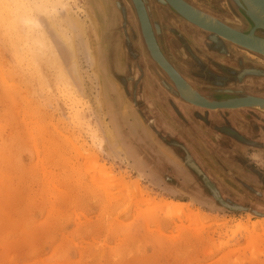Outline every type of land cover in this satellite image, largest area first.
Returning a JSON list of instances; mask_svg holds the SVG:
<instances>
[{"label": "rangeland", "instance_id": "rangeland-1", "mask_svg": "<svg viewBox=\"0 0 264 264\" xmlns=\"http://www.w3.org/2000/svg\"><path fill=\"white\" fill-rule=\"evenodd\" d=\"M187 1L242 31L253 27L234 0ZM77 3L70 14L83 19L76 5L89 9L96 35L74 34L82 77L74 96L50 65L29 67L0 28V264H264V231L246 235L264 220L262 117L185 103L153 58L133 0ZM145 3L159 48L195 91L214 100L264 97L256 54L192 24L189 31L164 0ZM101 6L118 10L110 27ZM252 67L258 73H247ZM163 200L189 210L168 220L172 206Z\"/></svg>", "mask_w": 264, "mask_h": 264}, {"label": "bare ground", "instance_id": "bare-ground-1", "mask_svg": "<svg viewBox=\"0 0 264 264\" xmlns=\"http://www.w3.org/2000/svg\"><path fill=\"white\" fill-rule=\"evenodd\" d=\"M75 4H78L77 1L78 0H0V28L3 30V28H6L5 30V34L9 35L11 34L13 36V44L16 46V52L17 54H22L20 56L23 57V59H27L28 61V66L31 67L32 65L35 67H40L42 65V62L46 63L48 66L50 65L52 68L55 69L54 72L57 71V73H55L57 76L61 77L62 79H64L66 86L68 87L70 93L74 96V88L73 87H78L80 85V87L82 86L81 84V74L79 73L78 66H77V62H76V48H75V37L74 34L76 31H79L81 34H85V32H87L86 37L89 36V33L91 32V34H95V26L92 22V20H95L94 18L91 17V13L89 11V9L87 10L84 6L80 7L78 5L77 8L81 9V11L84 14V18L81 19V17L76 14H70L72 12V6L71 3L72 2ZM90 1V0H89ZM97 5H99L100 0H93ZM130 1V0H129ZM87 2V1H86ZM114 2V1H113ZM143 2H145V0H143ZM156 2V1H155ZM158 2V1H157ZM161 2V1H160ZM165 2V1H164ZM197 2V1H196ZM209 2V1H208ZM242 2L245 4V6L248 8V10H250V12L257 16L258 19L261 22V24H264V9L261 8V6L255 2V0H242ZM115 3V2H114ZM148 3V2H147ZM152 3V2H151ZM198 3V2H197ZM195 2H188V6H190L191 8V12L192 14L198 16L200 19H203V21L206 24L212 25L213 27H215L216 29H218L219 31L222 32V34H225L227 36H229L230 38L234 39V42L236 45H238L239 47H242L243 49H246L247 51L253 53L252 55L256 54V51L258 54H256L258 56V58L262 59L264 62V34H257V31H254V33L251 34H245L244 32H241L238 29H235L234 27L226 24L225 22L221 21V18L218 16V14H216L214 11H211L208 8H205L204 6H201L200 4H197ZM229 3L232 5V0L229 1ZM120 4V3H119ZM146 4V3H145ZM156 4V3H155ZM165 4V3H164ZM210 4V3H209ZM226 4V3H225ZM129 5V4H128ZM162 5V4H161ZM237 5V4H236ZM90 6L93 8V6L90 4ZM115 6V5H114ZM113 6V7H114ZM113 7L111 8H105V7H100L99 11L102 14L103 18L106 21V25L107 26H112V23H115L118 17V10H115ZM162 7V6H161ZM213 7V6H212ZM238 7V6H237ZM133 8V7H132ZM240 9V7H238ZM108 9V10H107ZM130 9V8H129ZM154 9V8H153ZM162 9V8H161ZM166 9V8H165ZM234 9V8H233ZM94 10V9H93ZM96 10V9H95ZM124 10H126V8H123L122 13L124 14ZM152 10V9H151ZM164 10V9H163ZM217 10V9H216ZM242 11V10H241ZM137 12V16L139 19L140 24L142 25H146L147 23L145 22V17L142 14V23H141V19L139 17V13L136 9ZM172 14V13H171ZM176 14V13H175ZM174 14V15H175ZM93 16V15H92ZM123 16V15H121ZM125 16V15H124ZM167 16V15H166ZM100 17V16H99ZM159 18V17H158ZM98 20V19H96ZM119 20V19H118ZM134 20V19H133ZM103 21V20H102ZM158 22V21H157ZM166 22V21H165ZM239 22V21H238ZM97 23V22H96ZM252 23V22H251ZM120 24V21H119ZM153 24V23H152ZM154 25V24H153ZM94 26V27H93ZM98 26V25H97ZM105 26V25H104ZM117 26V25H116ZM134 26V25H133ZM141 27V26H140ZM159 27V26H158ZM186 27V26H185ZM98 28V27H97ZM96 28V29H97ZM120 28V27H119ZM0 29V30H1ZM124 29V28H123ZM163 29V28H162ZM98 30V29H97ZM105 30V29H104ZM102 31V30H101ZM100 31V33H101ZM110 31V30H109ZM141 31V30H140ZM263 31V30H262ZM115 32V30H114ZM128 32V31H126ZM163 32V31H162ZM203 32V31H202ZM248 32V31H247ZM99 33V32H98ZM107 33V32H106ZM116 33V32H115ZM114 33V34H115ZM199 33V32H197ZM205 33V32H203ZM202 33V34H203ZM5 34L3 35V37L5 36ZM142 34V33H141ZM201 34V32H200ZM1 35V34H0ZM81 35V36H83ZM84 35V36H85ZM96 35V34H95ZM113 35V34H112ZM164 35H166L164 33ZM205 35V34H204ZM121 36V35H120ZM119 36V37H120ZM142 36V35H141ZM194 36V35H193ZM8 37V36H6ZM99 37V36H98ZM108 37V36H107ZM196 37V36H195ZM194 37V38H195ZM2 38V37H1ZM5 38V37H4ZM82 38V37H81ZM85 38V37H84ZM83 38V39H84ZM95 38V37H94ZM201 38V37H200ZM97 39V37H96ZM95 39V40H96ZM113 39V38H112ZM115 39V38H114ZM160 39V37H159ZM204 39V38H203ZM202 39V40H203ZM4 40V39H3ZM106 40V39H104ZM201 39H199L200 42ZM8 41V39L6 40ZM113 41V40H112ZM144 41V40H143ZM57 42V43H56ZM161 42V39H160ZM245 44H243V43ZM82 43V42H81ZM84 44H86V41H83ZM89 43V42H88ZM87 43V45H88ZM105 43V42H104ZM113 43V42H112ZM172 43V42H171ZM12 44V45H13ZM94 44V43H93ZM101 44V43H100ZM107 44V43H106ZM136 44V43H135ZM59 47H58V46ZM99 45V44H98ZM104 45V44H103ZM133 45V44H132ZM195 45V44H194ZM201 45V44H200ZM233 45V44H232ZM61 46V47H60ZM85 46V45H84ZM91 46V45H90ZM88 45V49H87V56L89 58V61L92 65L95 64L96 62V55L93 52V50L91 49ZM97 46V45H96ZM102 46V45H101ZM196 46V45H195ZM58 47V48H56ZM95 47V46H94ZM98 47V46H97ZM107 47V46H106ZM121 47V46H120ZM197 47V46H196ZM205 47V46H204ZM209 47V46H208ZM86 48V47H84ZM137 48V47H136ZM200 48V47H199ZM254 49L255 53L249 49ZM96 49V47L94 48ZM177 49V48H176ZM207 49V48H206ZM216 49V48H215ZM241 50V49H240ZM114 51V50H113ZM129 51V50H128ZM127 51V52H128ZM164 51V50H163ZM162 51V52H163ZM228 50H226L225 52H227ZM96 52V51H95ZM98 52V51H97ZM125 52V51H124ZM189 52V51H188ZM224 52V53H225ZM243 52V51H242ZM246 52V51H245ZM133 53V52H132ZM261 53V54H260ZM108 54V53H107ZM128 54V53H127ZM191 54V53H190ZM135 55V54H134ZM231 55V54H230ZM250 55V54H249ZM255 55V56H256ZM61 56V57H60ZM239 56V55H238ZM22 57L20 59H22ZM142 57V56H141ZM224 57V56H223ZM254 57V56H253ZM14 58V57H13ZM69 59L71 61V63H64V60ZM118 58L121 62V64H123V50L121 48H119V53H118ZM61 59V60H60ZM169 59V58H168ZM257 59V58H256ZM14 60V59H13ZM69 60H66L67 62H69ZM234 60V59H232ZM15 61V60H14ZM115 61V60H114ZM179 61V60H178ZM237 61V59H236ZM252 61V60H251ZM16 62V61H15ZM244 62V61H243ZM27 63V62H26ZM115 63V62H114ZM241 63V62H240ZM251 63V62H250ZM116 64V63H115ZM157 64H159L157 62ZM252 64V63H251ZM16 66V64H14ZM19 65V64H17ZM160 65V64H159ZM174 65V64H173ZM15 66H13V69H17L14 68ZM44 66V65H43ZM42 66V67H43ZM115 66V65H113ZM112 66V67H113ZM121 66V65H120ZM126 66V65H125ZM34 67V68H35ZM80 67V66H79ZM124 67V66H123ZM160 67L168 74V76L172 79V77L170 76L171 71H169V69H167V67H162L160 65ZM12 68V67H11ZM23 68V67H21ZM114 68V67H113ZM122 68V67H121ZM261 68V67H260ZM12 69V70H13ZM20 71V67L18 68ZM108 69V68H107ZM156 69V67H155ZM15 71V70H14ZM12 71V72H14ZM18 72V71H17ZM150 72V71H149ZM170 73V74H169ZM180 73V72H179ZM2 77L3 76V72H1ZM15 74V72H14ZM13 74V75H14ZM59 74V75H58ZM15 76V75H14ZM186 76V75H185ZM58 77V78H59ZM187 78V77H186ZM60 79V78H59ZM173 80V79H172ZM185 82H181L184 83L182 85H180V92H182L184 95L190 97L192 99V101L195 102H199V101H205L207 103H215L212 100H208L205 99L204 97H201L200 95L197 94L196 91L193 90L192 86H190V84L187 82L186 79H184ZM190 80V79H189ZM147 81V80H146ZM148 82V81H147ZM160 84V82H159ZM113 85V84H112ZM161 85V84H160ZM65 86V87H66ZM175 86V85H174ZM194 86V85H193ZM116 88V87H115ZM120 88V87H119ZM118 88V89H119ZM195 89V88H194ZM6 89L5 93H7V95L11 96V93L9 94L10 90L7 92ZM256 93V92H255ZM261 93V92H260ZM237 94V93H236ZM263 94V93H261ZM69 95V94H68ZM238 95V94H237ZM247 95V94H246ZM70 96V95H69ZM170 96V95H169ZM9 97V96H8ZM245 96H237L234 97L233 100H241V98H243ZM252 97H258L261 99H264V97L262 96H252ZM226 98H228L226 96ZM230 98V97H229ZM115 99V98H114ZM214 99V98H212ZM98 103H100V101L98 100ZM252 109L263 115L264 117V100H262L261 102H255L253 103V105L251 106ZM239 108L237 107H233L230 109H234L232 110L233 112H235L237 109ZM176 110V109H175ZM247 110V109H246ZM244 110V111H246ZM250 111V110H249ZM252 111V110H251ZM245 116V115H244ZM242 120V119H241ZM215 124V123H214ZM149 129V128H148ZM104 134H106V136H109V138L114 139V136L111 134L110 130L105 127L104 130ZM99 139L101 141H105V138L103 137H99ZM174 157V156H173ZM174 163V162H173ZM63 164V163H62ZM176 164V163H175ZM170 172V171H169ZM98 172H91L88 173V177L91 181H97L99 177ZM99 173H104V169L101 170V172ZM167 179V178H166ZM108 182L106 181L105 184H107ZM110 184V183H109ZM111 185V184H110ZM106 188H110L109 185L107 186H102V188L105 190V192H111L110 189L107 190ZM112 188V187H111ZM139 192V189H137ZM141 191V195L144 194L146 192V188L145 189H140ZM121 193V192H120ZM106 194V193H105ZM112 195V194H111ZM119 195V193H118ZM123 194L121 193L120 197ZM127 196V195H126ZM130 196V195H129ZM108 197V196H106ZM118 197V196H117ZM119 197V198H120ZM132 198V197H131ZM108 199V198H107ZM133 200V199H132ZM163 204L167 207V206H172V209L169 213V217L170 219H168V217L166 219L171 220V219H180L179 216V211L182 210H189V204L185 203V202H180V201H174L171 202L169 201V204H166L165 200L162 201ZM135 203V202H134ZM163 204L161 205L163 207ZM160 206V207H161ZM140 216V215H139ZM150 216V215H149ZM153 217H155V215H152ZM151 216V217H152ZM141 217V216H140ZM143 218L145 216H142ZM150 217V218H151ZM151 218L152 221H154V218ZM210 214H205L204 218H209ZM142 218V219H143ZM147 218V217H146ZM156 218V217H155ZM145 219V218H144ZM143 219V220H144ZM148 219V218H147ZM157 219V218H156ZM155 219V220H156ZM251 217L248 215L246 217L247 221H250ZM239 224L238 227L243 223V221H238ZM147 224V223H146ZM244 225V223H243ZM242 226V225H241ZM240 226V227H241ZM239 227V228H240ZM244 227V226H242ZM238 228V229H239ZM262 229V231H264V220L263 219H258V220H253L249 227L247 226V230H246V235H250V237L253 238L254 233L256 232L257 229ZM237 230V229H236ZM258 232V231H257ZM262 234V233H261ZM252 235V236H251ZM255 235H258L255 234ZM264 235V232H263ZM262 235V236H263ZM261 236V235H258ZM255 237V236H254ZM257 237V236H256ZM246 238V236L244 237ZM248 239V237L246 238ZM233 252V251H232Z\"/></svg>", "mask_w": 264, "mask_h": 264}, {"label": "water", "instance_id": "water-1", "mask_svg": "<svg viewBox=\"0 0 264 264\" xmlns=\"http://www.w3.org/2000/svg\"><path fill=\"white\" fill-rule=\"evenodd\" d=\"M133 1H134V4H135V7H136V9H137V11L139 13V17L141 19V23H142V17H141L142 14L145 17V22L147 24L143 25V23H142V25L141 24L140 25L142 27L143 34H144L147 46H148L153 58L162 67H164V68L167 67V69H169V71H171V74L170 73L169 74L172 77L174 83L176 84V86L178 88V91L180 92L181 90H180L179 86L184 84V83H181V82H185V80L181 76V74L175 69V67L165 58V56L163 55V52L159 48V45H158L157 39H156V34H155L154 30H153L151 17L149 15V12H148V9H147V6H146L145 2H143V0H133ZM164 1L167 3V5L169 7H171L176 12V14L178 16H180L182 19H184L186 21L184 26H186L185 28L188 29L189 31H191V28L189 26L192 24L196 28H198V29H200L202 31H205L207 33H210L213 38L227 40V41L235 44L234 39L230 38L229 36H227L225 34H222V32L219 31L218 29H216L215 27H213L212 25L206 24L203 21V19H200L198 16L192 14L191 8H190V6H188V1L187 0H164ZM234 2L241 9H243L245 11V14L247 15V17L253 23V27L250 29L249 32H244V31H242L240 29L239 26H236V25H230V26L234 27L235 29L240 30L241 32H244L245 34L254 33V31H257L259 29L264 31V24H261L262 21H260L257 16L253 15L250 12V10H248V8L245 6V4L242 2V0H234ZM255 2L258 3L261 6L262 9H264V0H255ZM225 23L228 24L227 22H225ZM160 31L161 30H159L158 32L163 37V32L162 31L160 32ZM241 43H243V42H241ZM243 44H245V43H243ZM249 50H251V51H253L255 53L254 49L251 48ZM256 54H258L257 51H256ZM245 69H247V68H245ZM257 71H259V70H257V69L252 67V69H250V71H248L247 73H258ZM241 75H242V72H241ZM197 94L201 96L200 93L197 92ZM242 96H245V97L241 98V100L237 99V100L231 101V100L234 99V97H233V99L230 98V99L214 100L212 98H208V97H205V96L202 95L201 97H204L205 99L212 100V101L215 102V103H207L205 101H199V102L192 101V99L190 97H188V96L184 95L182 92H180V97L182 98V100L185 103L190 104V105L193 104V105H195L197 107H200V108H203L205 110H208L209 112L210 111H219V110H224V111L225 110H231L232 111L234 109H230V108L237 107V106L239 107L237 109H252L251 106L253 105V103L261 102L262 100H264V99H261V98H258V97H252V96H256V95H249L248 94V95H242ZM237 109H235V110H237ZM259 115L264 120L263 115H261V114H259ZM192 165L199 172H201V169L199 168V166H197L195 163H192Z\"/></svg>", "mask_w": 264, "mask_h": 264}, {"label": "flooded vegetation", "instance_id": "flooded-vegetation-1", "mask_svg": "<svg viewBox=\"0 0 264 264\" xmlns=\"http://www.w3.org/2000/svg\"><path fill=\"white\" fill-rule=\"evenodd\" d=\"M126 26H127V25H126ZM126 26H125V24H124V26H123V27H124V30H125V32L127 31V27H126ZM216 193H217V192H216Z\"/></svg>", "mask_w": 264, "mask_h": 264}]
</instances>
